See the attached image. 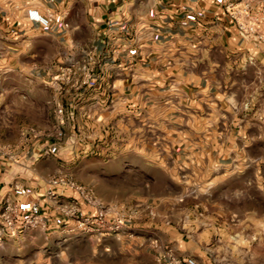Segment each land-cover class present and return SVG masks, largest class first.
Listing matches in <instances>:
<instances>
[{"label":"crops","instance_id":"0c3cea01","mask_svg":"<svg viewBox=\"0 0 264 264\" xmlns=\"http://www.w3.org/2000/svg\"><path fill=\"white\" fill-rule=\"evenodd\" d=\"M224 2L0 0V104L9 103L4 89L10 87L56 89L63 85L71 105H82V119L96 115L105 124L114 122L115 132L125 138L115 151L140 154L145 167H152L154 152L161 149L157 165H162L164 152L170 149L177 152L173 167L198 170L200 175L185 176L184 182L209 183L213 211L209 219H200L196 212L204 215L207 209L198 202L193 208L195 226L226 229L231 225L220 224L216 218L223 213L215 195L219 185L231 179L244 182L250 175L264 182V47L240 36L225 13ZM30 8L50 17V26L31 22ZM88 57H96L98 64H82ZM31 100L33 112L40 114L41 101ZM107 102L111 109L105 108ZM91 108L96 110L90 115ZM23 126L17 127L22 136L17 159L8 162L0 157V208L7 200L38 203L51 223L60 222L46 195L47 167L56 159L36 154L43 146L55 147H50V141L39 143L42 131ZM9 128L8 123H1L4 138L0 142H9ZM30 134L38 137L28 140ZM155 135L162 145L154 142ZM107 162L118 168L127 166L124 160ZM128 163L138 166L131 160ZM18 188L27 189L28 194L21 196ZM94 190L102 202L117 205ZM65 192L79 201L82 214L94 212L78 194ZM224 197L231 198L229 194ZM177 206V212L171 213L179 217L187 205ZM225 214L232 213L225 209ZM145 224L166 232L162 242H173L178 249L183 246L175 229L162 220ZM44 235L46 231L36 229L7 237L0 247V264H20L10 261L9 248ZM183 253L195 255L189 249Z\"/></svg>","mask_w":264,"mask_h":264},{"label":"rangeland","instance_id":"374dc122","mask_svg":"<svg viewBox=\"0 0 264 264\" xmlns=\"http://www.w3.org/2000/svg\"><path fill=\"white\" fill-rule=\"evenodd\" d=\"M81 63L97 65L98 61L96 57H88L85 63ZM4 90L9 103L0 104V127L1 123L6 122L10 128L9 142H0V157L12 162L22 152H17L22 137L18 133L19 124L22 126L24 123L26 130H40L43 140L39 143L43 145L50 141L52 146H49L55 147L52 150L43 146V150L36 151L39 156L56 159L47 167L48 176L45 179L48 184L51 179L62 178L90 191L99 199L94 190L97 189L114 199L117 205L105 204L115 206L131 219L129 223L123 222L118 232L106 229L85 231L77 228L74 219L60 217V222L53 223L49 220L46 228L38 229L46 231L42 238L27 239L23 244L17 243L16 247L9 248L10 261L19 260L20 264H158L162 250L170 246L181 257H194L198 264H264V182L250 175L244 182L231 179L219 185L215 195L223 205V213L216 218L218 223L226 222L231 226L227 225L226 229L220 226L221 230L196 227L197 215H194L193 208L198 202L205 203L207 209L204 215L201 210L196 212L200 219H209L208 213L213 211L207 194L211 185L194 180L184 182L183 177H195L201 173L190 168L173 167L172 161L176 159L177 152L170 149L165 151L166 162L157 165L160 161L157 157L163 154L158 148L154 152V165L145 167L140 154L114 150L120 139H125L115 132L114 122L105 124L96 115L91 120L82 119V105H71V96L64 92L63 85L56 89L10 87ZM31 99L41 101L40 114L33 112L34 101ZM111 107V102H107L105 108ZM60 108L64 110L62 115L58 112ZM90 110L91 115L96 109ZM60 131L63 137L57 138L56 134ZM157 136H154V142L158 140L160 146L161 140ZM35 137L33 134L27 135L28 140L33 141ZM46 150H50L48 154ZM8 152L11 158L5 155ZM28 154L33 155L31 151ZM114 159L127 161V166L118 168L107 162ZM129 160L137 162L138 166H130ZM60 187L65 196V190L78 194L69 187ZM200 192L203 194L199 195ZM225 194L231 198L226 200ZM178 204L187 205L186 210L180 211L179 217L171 213L177 212ZM225 209L232 214L226 215ZM164 212L166 216H160ZM149 220L154 224L162 220L165 225L174 228L176 235L184 241L181 249L174 247L173 242H162L161 238L166 232L151 229L152 226L145 224ZM5 243L6 240L0 247ZM186 249L195 251V255L184 254Z\"/></svg>","mask_w":264,"mask_h":264},{"label":"built area","instance_id":"2783aa9c","mask_svg":"<svg viewBox=\"0 0 264 264\" xmlns=\"http://www.w3.org/2000/svg\"><path fill=\"white\" fill-rule=\"evenodd\" d=\"M224 10L244 40L256 47H264V0H225ZM27 17L31 22L45 28L49 27L52 21L50 17L33 8L27 10ZM58 112L62 115L64 110L60 108ZM56 137L62 138L63 132H58ZM49 151L46 150L45 153L48 154ZM5 155L11 158L9 152ZM49 185L51 187L46 195L50 201V209L63 219H74L77 228H83L85 231L106 229L110 232H118L123 222L129 223L131 220L115 206L103 203L90 191L62 178L51 179ZM55 186H65L75 190L82 202L94 209V214H82L79 201L66 197L63 191L54 189ZM18 191L21 196L28 194L25 188H18ZM48 223L49 218L38 203L22 205L19 200H7L0 208V245H3L9 236H17L27 230L46 228ZM158 264H198V262L192 256H179L173 247L168 246L162 250Z\"/></svg>","mask_w":264,"mask_h":264}]
</instances>
